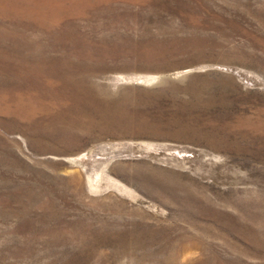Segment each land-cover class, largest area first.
Here are the masks:
<instances>
[{
    "label": "rangeland",
    "instance_id": "374dc122",
    "mask_svg": "<svg viewBox=\"0 0 264 264\" xmlns=\"http://www.w3.org/2000/svg\"><path fill=\"white\" fill-rule=\"evenodd\" d=\"M0 264H264V0H0Z\"/></svg>",
    "mask_w": 264,
    "mask_h": 264
}]
</instances>
